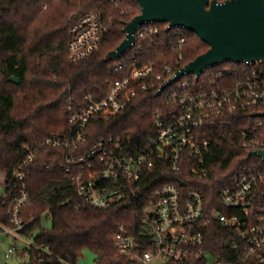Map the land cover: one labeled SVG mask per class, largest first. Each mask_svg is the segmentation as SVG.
Masks as SVG:
<instances>
[{"label": "built area", "instance_id": "built-area-1", "mask_svg": "<svg viewBox=\"0 0 264 264\" xmlns=\"http://www.w3.org/2000/svg\"><path fill=\"white\" fill-rule=\"evenodd\" d=\"M70 31L67 55L72 64L115 42L107 39L103 17L95 11L74 16ZM160 32L157 23L138 28L132 47L114 61L119 78L109 83L103 98L84 94L70 99L67 132L23 146L26 157L16 164L0 195L10 219L9 225L0 222V235L24 241L28 237L22 234L27 226L22 214L32 202L29 168L41 151L54 148L66 150L63 170L73 174L74 194L82 204L97 209L129 207L145 198L138 233L118 224L113 238L115 249L130 264H264V158L259 155L264 152V117L254 116L264 113L263 65L234 63L241 66L223 68L204 89H193L182 76L160 95L164 101L152 112L153 136L139 150H131L116 136L89 144L90 124L114 118L141 91L158 93L184 67L180 55L176 65H165L158 72L156 63L145 57L144 43L154 42ZM175 38L171 48L180 52L185 36L179 32ZM219 140L235 142L248 154L231 185L218 190L221 210L207 213L205 196L185 180L184 187L168 182L148 189L146 182L156 180L150 176L166 170L175 174L184 167L196 179L206 177L205 156ZM211 223L233 235L230 260H218L204 247ZM4 253L6 259L20 254L16 246Z\"/></svg>", "mask_w": 264, "mask_h": 264}, {"label": "trees", "instance_id": "trees-1", "mask_svg": "<svg viewBox=\"0 0 264 264\" xmlns=\"http://www.w3.org/2000/svg\"><path fill=\"white\" fill-rule=\"evenodd\" d=\"M224 2L227 0H219ZM102 15L107 39H115L91 57L72 64L68 61V43L74 16L90 12ZM135 0H0V175L8 183L18 162L26 157L23 146L33 145L55 134L69 130V107L72 97L91 94L103 98L109 83L119 78L115 62L104 58L125 39L124 26L140 15ZM161 28L158 39L144 43V55L150 57L161 72L165 65L185 66L207 52L209 46L184 29ZM185 36L180 52L174 51L176 33ZM241 66L227 63L206 70L197 80L188 77L192 88L204 89L217 80L223 68ZM11 77L20 84L10 83ZM164 96L141 91L130 106L108 121H97L88 127L89 144L105 137H120L131 150L145 147L153 136V110L162 105ZM66 150L47 148L31 163L27 180L31 204L22 214L27 226L22 234L33 238L26 252L27 261L19 264H77L84 250L91 251L96 264H130L113 244L118 224H125L133 234L140 229L145 198L133 206L97 209L76 199L73 174L63 170ZM248 157L238 144L216 141L205 160L209 172L196 179L184 167L178 173L158 172L146 182L148 189L176 183L179 187L198 188L206 199V211L222 209L218 190L230 186L234 174ZM50 163V168L45 166ZM81 205L79 208H77ZM51 220L49 230L42 228L43 217ZM0 222L10 224L8 205H0ZM232 234L221 224L211 223L206 229L205 246L212 257L230 260L234 252ZM193 264H204L201 262Z\"/></svg>", "mask_w": 264, "mask_h": 264}, {"label": "water", "instance_id": "water-1", "mask_svg": "<svg viewBox=\"0 0 264 264\" xmlns=\"http://www.w3.org/2000/svg\"><path fill=\"white\" fill-rule=\"evenodd\" d=\"M141 14L124 26L125 39L104 58L106 63L120 59L135 40L139 27L151 23L167 24V31L187 30L197 35L209 50L188 63L158 91L185 75L197 80L206 70L226 63L264 66V0H135ZM11 83L20 79L11 77ZM255 117H264L256 113ZM255 154V153H253ZM264 158V152L259 153Z\"/></svg>", "mask_w": 264, "mask_h": 264}, {"label": "rangeland", "instance_id": "rangeland-1", "mask_svg": "<svg viewBox=\"0 0 264 264\" xmlns=\"http://www.w3.org/2000/svg\"><path fill=\"white\" fill-rule=\"evenodd\" d=\"M210 70V69H208ZM205 74V73H204ZM202 74V75H204ZM192 75H186L185 78L188 79ZM4 183H5V176L0 175V195L4 191ZM51 227V220L46 218L45 216L43 217L42 220V228L49 230ZM39 229L35 231L33 238L26 237L25 240L26 243L21 241V240H14L11 237L1 235L0 238V264H19L21 262L27 261L29 259V254L26 252L25 249H29L33 244H34V237L38 233ZM11 246H16L19 251L25 252V255L23 257H20L19 255H13L10 258L6 259L5 258V253H4V248H9ZM95 255L88 250H84L83 257L77 262V264H96L95 262Z\"/></svg>", "mask_w": 264, "mask_h": 264}, {"label": "crops", "instance_id": "crops-1", "mask_svg": "<svg viewBox=\"0 0 264 264\" xmlns=\"http://www.w3.org/2000/svg\"><path fill=\"white\" fill-rule=\"evenodd\" d=\"M1 235H5V236H8V235H6V234H1ZM1 235H0V238H1ZM8 237H11V236H8ZM12 238V237H11ZM15 240V239H14ZM17 240V239H16ZM15 240V241H16ZM21 241H23V242H25L26 243V240L24 241V240H21ZM5 249V248H4ZM26 251L28 250V249H25ZM20 252V254H17V255H19L20 257H23L24 255H25V252H23V251H19ZM6 258V257H5Z\"/></svg>", "mask_w": 264, "mask_h": 264}]
</instances>
